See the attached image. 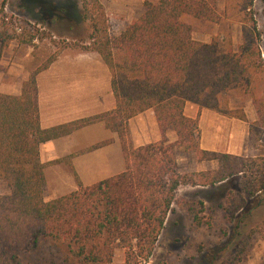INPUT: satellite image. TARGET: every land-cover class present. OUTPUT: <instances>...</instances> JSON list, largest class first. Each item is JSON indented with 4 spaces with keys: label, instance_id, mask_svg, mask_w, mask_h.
<instances>
[{
    "label": "trees",
    "instance_id": "1",
    "mask_svg": "<svg viewBox=\"0 0 264 264\" xmlns=\"http://www.w3.org/2000/svg\"><path fill=\"white\" fill-rule=\"evenodd\" d=\"M252 1L226 0L225 10L235 9L242 26L241 43L233 50L217 37L209 43L192 38L188 20L219 23L215 0L144 1L142 14L117 36L109 32L99 0H80V17L90 32L85 49L98 54L109 71L115 108L42 130L35 77L55 58L29 75L19 95L0 93V264H111L117 250L123 264H146L181 188H212L252 169L254 179L245 181L244 190L251 197L264 191V157L242 159L199 145L202 109L246 122L242 108L229 106L232 91L254 108L249 132L264 129V55L261 33L247 14ZM186 103L198 107L195 118L184 116ZM147 110L154 113L161 139L133 148L127 121ZM95 122L117 134L124 171L90 186L75 176L74 192L43 201L39 146ZM167 130L174 132V142L165 139ZM177 150L218 168L181 174ZM242 208L243 199L231 194L222 206L230 221ZM263 232L252 230L248 238L257 233L264 241Z\"/></svg>",
    "mask_w": 264,
    "mask_h": 264
},
{
    "label": "rangeland",
    "instance_id": "2",
    "mask_svg": "<svg viewBox=\"0 0 264 264\" xmlns=\"http://www.w3.org/2000/svg\"><path fill=\"white\" fill-rule=\"evenodd\" d=\"M144 1L157 0H99L109 32L119 35L142 14ZM215 3L219 23L188 20L192 38L209 43L217 37L221 46L230 43L235 50L242 39L240 16L231 7L225 10L226 0ZM247 14H251L261 33L264 55V0H253ZM80 15V0H0V84L16 92L22 87L23 76H29L48 60L70 52H89L85 47L89 45L90 32ZM228 103L232 108L243 109L246 122L211 111L202 118L199 115L200 148L248 160L264 157V129L258 128L256 134L249 132L256 119L251 101L232 91ZM176 159L181 174L218 168L216 162H197L193 155L180 150L176 151ZM251 170L212 188H181L177 193L178 205L168 215L146 264H264V241L260 234L248 238L252 230L264 231V191L251 197V190L243 187L247 179H254ZM53 191L52 185L44 187L43 201H51ZM229 194L243 199L242 211L237 212L234 221L228 220L222 210ZM249 209L252 210L247 216ZM123 260V252L117 250L111 264H123Z\"/></svg>",
    "mask_w": 264,
    "mask_h": 264
},
{
    "label": "crops",
    "instance_id": "3",
    "mask_svg": "<svg viewBox=\"0 0 264 264\" xmlns=\"http://www.w3.org/2000/svg\"><path fill=\"white\" fill-rule=\"evenodd\" d=\"M25 74L21 82L28 79ZM39 126L47 130L99 116L115 108L110 89V74L94 52H70L56 58L47 69L35 77ZM0 84V93L19 95ZM187 118H195L198 107L186 103ZM208 110L199 112L200 118ZM133 148L157 142L161 133L152 110H147L127 121ZM165 139L174 142L176 136L167 130ZM109 141L96 150L92 146ZM39 162L45 165V187L52 185L56 199L77 189L75 176L83 186H90L118 175L125 166L117 134L107 130L103 122L85 125L57 139L42 143L38 150Z\"/></svg>",
    "mask_w": 264,
    "mask_h": 264
}]
</instances>
